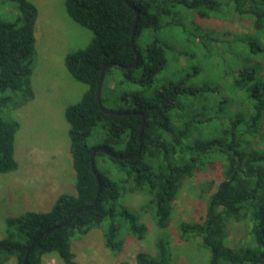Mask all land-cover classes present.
Segmentation results:
<instances>
[{"label":"trees","instance_id":"trees-1","mask_svg":"<svg viewBox=\"0 0 264 264\" xmlns=\"http://www.w3.org/2000/svg\"><path fill=\"white\" fill-rule=\"evenodd\" d=\"M128 1L130 4L124 0L64 1L67 15L92 33L84 48L64 57L68 74L86 86L80 99L63 114L75 192L60 193L48 211H25L6 218L0 264H41L48 254H56L64 264H75L71 241L95 228H102L104 245L110 251L121 252L122 236L142 240L147 233L138 213L121 203L122 199L142 195L140 210L151 216L156 227L165 229L184 181L212 163L220 164L221 180L207 197L202 218L178 223L180 240L196 242L206 253L207 264H264V0ZM179 4L194 13L195 37L191 34L185 42L193 43L194 50L189 54L176 45L171 51L174 49V57L182 63L186 60L180 69L187 67L189 55L217 58L213 63L215 83H190L201 72L199 65L183 78L157 79L170 49L157 33L171 23L160 21L180 15V9L174 10ZM134 8L138 11L134 34L138 61L127 68L135 59L130 45ZM14 10L13 20L3 19L2 12ZM229 15L247 20L251 31L223 33L229 38L220 41L227 46L226 60L218 52L214 55L207 44L218 38L200 28L195 17ZM36 20L37 8L32 2L0 0L1 174L17 169L14 150L20 124L11 113L34 98L30 78ZM144 32L154 36L142 53L137 38ZM109 63L100 100L106 108L108 100H117L124 107L110 110L127 112L125 115L104 113L97 104L100 72ZM141 114L145 125L139 138ZM101 148L121 158L96 151ZM138 150L136 156L124 158ZM93 151L101 182L98 194L90 164ZM229 223L247 227V236L233 246L228 243ZM155 250V254L137 251L135 263L170 264L167 239L157 238ZM118 264L129 263L122 260Z\"/></svg>","mask_w":264,"mask_h":264},{"label":"rangeland","instance_id":"rangeland-1","mask_svg":"<svg viewBox=\"0 0 264 264\" xmlns=\"http://www.w3.org/2000/svg\"><path fill=\"white\" fill-rule=\"evenodd\" d=\"M37 8L35 24V58L31 83L34 100L25 106L13 111L12 118L20 124L15 136L14 157L17 169L10 173H0V239L4 238L5 220L17 216L25 211H48L54 204L57 196L62 192L74 193V172L71 165L69 151L68 124L64 119V110L67 106L76 103L86 86L74 80L64 66V57L67 53L84 48L91 40L92 33L74 22L65 11V0H28ZM223 2V0H220ZM8 7L15 6L9 4ZM180 9V15L175 18L167 17L160 24L168 21L169 27H163L157 33V38L170 46L167 53L165 69L157 74V79L183 78L190 74L192 69L201 67V72L190 80V83L217 82L213 63L217 58L209 60L194 55L188 59L187 67L179 57H174L175 51L171 47L184 48L191 54L194 45L186 38L193 34L195 37L192 15L194 13L183 6L175 5ZM227 10V9H225ZM10 11V10H9ZM9 13V14H6ZM3 19H14L16 10L12 13L2 12ZM226 12L223 10L222 14ZM171 20V21H170ZM179 24V26H175ZM195 23L205 31L213 32L218 41L207 44L214 55L225 56L227 60L226 44L220 42L229 38L223 33L250 32L249 22L229 15L228 17L212 16L200 19L195 17ZM184 27V28H183ZM154 34L142 33L137 38V49L144 53L145 45L152 40ZM220 38V39H219ZM214 47V49H213ZM229 60V59H228ZM108 109L124 107L122 103L108 100ZM220 164L205 165L194 175L185 180L180 187L171 211L170 222L167 228L156 227L150 215L143 213L139 205L144 199L142 195H130L121 200L139 215V220L147 228L144 239L137 240L129 235L122 236L123 249L115 253L104 245L102 228L91 229L87 234L75 237L71 241V251L74 254L75 264H118L125 260L129 264H136L134 255L137 251L156 253L155 241L159 237L167 239L171 248L170 264H207V255L194 242H184L178 236L180 221H199L204 215L207 197L214 191L221 180ZM228 243L233 246L239 244L247 235L244 223H229ZM9 264H13L10 261ZM41 264H64L56 254L42 257Z\"/></svg>","mask_w":264,"mask_h":264},{"label":"water","instance_id":"water-1","mask_svg":"<svg viewBox=\"0 0 264 264\" xmlns=\"http://www.w3.org/2000/svg\"><path fill=\"white\" fill-rule=\"evenodd\" d=\"M127 4H130L128 0H124ZM134 12H135V22H134V25L132 27V31H131V37H130V45H131V48L135 54V59L133 61V64L130 65V66H127V68H131L133 65H135L138 61V54H137V51L135 49V46H134V34H135V30H136V23H137V19H138V11L136 8H134ZM112 64L109 63V64H106L102 69H101V72H100V76H99V79H98V84H97V89H96V100H97V104H98V107L100 108V110L104 113H108V114H112V115H125L127 114V112H119L117 110H110L106 107H104L101 103V100H100V90H101V85H102V81H103V78H104V75H105V72L107 70V68H109ZM122 68H125L124 66H121ZM144 125H145V115L144 114H141V125H140V131H139V138L141 137V134L143 132V129H144ZM140 150V148H139ZM139 150L132 154V155H127V156H124V158H130V157H134L136 156L138 153H139ZM96 151H99V152H102L103 154H106L108 156H112L114 158H121V156H118V155H115L113 154L112 152L106 150V149H98ZM96 151H93L90 155V164H91V170H92V173L95 175V178L97 180V192L96 194H98L99 192V189H100V186H101V182H100V179L96 173V170H95V167H94V162H93V159H94V155H95V152ZM92 206H90L89 208H91ZM37 240H35L33 242V244L28 248L27 250V253H26V257L29 255L30 253V250L32 248V246L36 243Z\"/></svg>","mask_w":264,"mask_h":264},{"label":"crops","instance_id":"crops-1","mask_svg":"<svg viewBox=\"0 0 264 264\" xmlns=\"http://www.w3.org/2000/svg\"><path fill=\"white\" fill-rule=\"evenodd\" d=\"M35 30H36V29H35ZM35 39H36V38H35ZM34 97H35V96H34ZM33 100H34V98H33L31 101H33ZM31 101H30V102H31Z\"/></svg>","mask_w":264,"mask_h":264}]
</instances>
